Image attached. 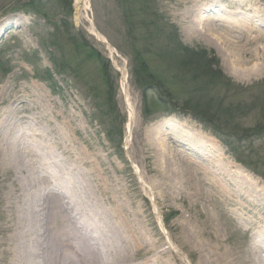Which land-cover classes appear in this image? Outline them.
<instances>
[{
  "label": "rangeland",
  "instance_id": "obj_1",
  "mask_svg": "<svg viewBox=\"0 0 264 264\" xmlns=\"http://www.w3.org/2000/svg\"><path fill=\"white\" fill-rule=\"evenodd\" d=\"M247 11L245 25L233 24ZM206 27L237 45L218 44ZM136 53L164 100L136 82ZM159 137L186 165L162 160ZM45 192L76 212L81 198L115 195L134 226L184 264H222L215 256L229 252L251 264V251L264 262L255 237L264 223V0H0V264H16L15 226L25 233ZM183 227L189 256L170 242L182 243Z\"/></svg>",
  "mask_w": 264,
  "mask_h": 264
},
{
  "label": "bare ground",
  "instance_id": "obj_2",
  "mask_svg": "<svg viewBox=\"0 0 264 264\" xmlns=\"http://www.w3.org/2000/svg\"><path fill=\"white\" fill-rule=\"evenodd\" d=\"M86 8L88 9V5ZM248 11L250 12V10ZM249 12L248 14L243 13L242 18L233 19V24H239L240 26L245 25L240 23L244 22L243 20H246L245 18L249 17ZM199 22L195 21L193 23L191 27L192 33L197 34V32L202 30H200L198 26L202 25L203 20L201 19ZM206 28H203V30H205L206 33H209L210 38L218 44H222L227 48H229L228 46L234 47L237 45L233 46L232 44L235 43H232V39L229 37H224L213 29ZM97 37L102 43L106 44L103 37L99 35H97ZM257 40H259L258 37H250L246 42L247 44L250 43L253 45ZM243 48L244 45L239 50L242 52L244 50ZM110 52L114 53L112 47L110 48ZM256 52L261 53V50L255 49V53ZM232 53L237 55L240 52L236 51V53ZM258 60L262 61L260 58ZM254 72L255 74L250 75L245 74V72L240 74L252 78L258 77L256 76L258 72ZM199 142L201 143L200 139ZM158 143L159 146H161L159 155H161L162 160H164V158L165 160H169V157L173 159L178 158L180 160V158L175 155L173 149L169 147L165 139L163 140L159 137ZM204 146L205 141H202L200 148L203 149ZM198 151L195 150V154H198ZM184 160L185 159L183 158L180 161L186 165V160ZM238 170L239 171L237 172L239 174L236 172L238 179H235V181L238 184H243L244 178L249 175L246 173L245 169L241 167H239ZM254 179H257V177ZM201 183L206 185L204 182ZM188 189L191 192L193 189L195 191L196 189H200L199 191H202L205 195L209 196L208 191L204 190L199 185L194 187L193 184H191L188 186ZM227 189V191H232L234 195L239 194L236 188L231 187L230 189V187H228ZM164 190L166 189L164 188ZM95 192L97 195L100 194L99 187L95 188ZM184 192L186 194L182 193V196L189 195L193 197L190 193L186 191ZM62 198L63 197H60L58 194H55V196L52 197L45 192L41 198L43 201L39 199L34 200L37 202H34V204L29 206L28 212V215H31L32 217L34 216V222L29 224L27 222L25 233L21 230V223L17 222L15 228L16 237L18 238L15 241V244L20 253L19 256L15 258L16 264H23L25 259H27L29 264H184L179 255H171L161 241L153 242L145 237L144 235L147 232V228L139 225L138 227H140V229H138L137 225L136 227L134 226L133 221L130 218L131 215L125 210L121 199L117 198L115 195H113L112 199L106 197L101 200L100 198L93 199L89 196L87 199L81 198L82 201L79 203L78 212H76L75 208L69 207ZM250 199V201L253 202L249 205L255 204V196L251 195ZM222 200L225 202L224 197H222ZM107 205H109V207ZM82 217L86 220L85 224L80 223V218ZM88 219L101 226H98L97 229L88 228ZM113 222L116 223L115 225L121 227L122 235L118 236L111 231V226L114 225ZM40 224H42L43 229L39 227ZM259 228H261V230L259 232L257 231L256 241L259 240L257 241L259 249L264 252V223ZM181 236L183 239L182 243L178 239L174 242V239L176 238L175 234H172L170 242L173 245L175 244L177 248L184 253H186L187 250L188 252H191V248L195 249L194 245L190 242V236L184 227ZM182 244L187 247L190 245L191 248L188 247L187 250H185L182 248ZM195 245L197 244L195 243ZM201 250L206 251L205 248H201ZM213 251L217 252L218 249L213 248ZM231 254L232 252H229L226 255L223 253L220 257H215L219 258L220 261H222V264H235ZM258 255L259 254L256 252L251 251L248 255L251 264H264L263 260H261ZM149 256H153V259L148 260L147 258ZM110 257L114 260H111ZM261 257L263 259L264 255ZM249 260L245 259L244 261L248 262ZM200 264H208L207 259H202Z\"/></svg>",
  "mask_w": 264,
  "mask_h": 264
},
{
  "label": "trees",
  "instance_id": "obj_3",
  "mask_svg": "<svg viewBox=\"0 0 264 264\" xmlns=\"http://www.w3.org/2000/svg\"><path fill=\"white\" fill-rule=\"evenodd\" d=\"M133 49H134V51H136V49L134 47H133ZM202 53L204 54V52H201V54ZM88 57L89 58L93 57V59L97 60L98 63H101V65L104 66V60L102 57H100L99 53L91 52L88 54ZM202 59H204L203 64L198 63L199 64L198 69H200L199 71L202 72V73L201 72H199V73H201L204 76H208L207 70H206L207 69V63H206L207 59L205 57H202ZM104 68H105V66H104ZM105 74H107V72ZM133 75H134V78L136 79V82L139 85H141V87L144 89V91H146L150 87H151V89H156V92L158 93V97L161 100H164V98L166 96L165 95L166 91L163 92L162 89L158 88V85L155 82L156 81L155 77L151 73H149V67L147 65V62L144 61L143 59H141L140 54H137V53L133 58ZM47 79L48 80L52 79V77L50 75H48Z\"/></svg>",
  "mask_w": 264,
  "mask_h": 264
}]
</instances>
